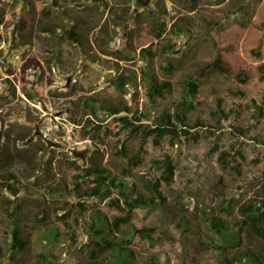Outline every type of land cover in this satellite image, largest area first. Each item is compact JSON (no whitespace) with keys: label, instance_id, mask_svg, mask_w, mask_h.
Segmentation results:
<instances>
[{"label":"rangeland","instance_id":"obj_1","mask_svg":"<svg viewBox=\"0 0 264 264\" xmlns=\"http://www.w3.org/2000/svg\"><path fill=\"white\" fill-rule=\"evenodd\" d=\"M28 1L0 0V182L13 172L27 185L18 194L0 185V264H42V253H53V264H88L100 238L91 216L104 220L121 213L108 203L119 195L113 190L81 198L83 189L70 183L80 175L78 181L91 185L94 176L84 175L86 169L102 165L148 196L141 175L159 173L153 159L164 153L177 165L171 184L162 183L166 202L137 207L131 218L137 227H155V240L139 237L127 225L105 233L115 241L130 238L129 264H222L206 217L218 214L232 225L242 218L240 205L249 198L264 200V144L255 139L264 140V115L257 122L251 118V99L264 97V0H196L194 7L193 0ZM162 20L166 31L159 38ZM74 22L81 45L68 35ZM142 47L152 54L142 55ZM217 55L229 71L200 78L202 102L188 113L191 122L213 123L210 112L222 97L224 109L235 112L214 134L202 130L197 141L182 137L174 143L166 136L157 145L149 139L137 165L118 154L123 143L128 155L139 145L119 121L93 136L94 123L123 113L110 114L109 106L143 111L145 123L163 110L172 113L186 91L183 80ZM119 74L129 76L120 94L112 85ZM244 75L246 82L240 81ZM161 80H170L172 90L152 98L147 85ZM87 118L93 123L84 128ZM234 127L248 130L242 135ZM216 143L219 149L213 150ZM232 145L244 153L238 158L240 174L217 159L220 149ZM68 201L71 229L65 232L60 214ZM9 212L27 240L22 251L11 249ZM243 236L246 247L260 241Z\"/></svg>","mask_w":264,"mask_h":264},{"label":"trees","instance_id":"obj_2","mask_svg":"<svg viewBox=\"0 0 264 264\" xmlns=\"http://www.w3.org/2000/svg\"><path fill=\"white\" fill-rule=\"evenodd\" d=\"M193 2L194 7L196 0H193ZM3 18V10L0 8V23L3 22ZM164 22L165 20H162L161 25L159 26V32L157 33V37L159 38H161L162 34L166 31ZM77 24V22L72 23L68 30V35L73 41L77 42L78 45H81L79 34L76 31ZM21 25L22 29L26 25L23 18L21 19ZM47 30L49 31V29ZM149 48L150 47H142L140 49L141 54L151 55L152 53ZM262 69H264V64L262 65ZM212 71H219L222 73H227L229 71V68L224 64L223 58L220 55H217L213 60L206 62L203 66L199 67L196 74L190 75L187 79L183 80V85L186 87V91L184 92L182 99L177 103L173 112L171 113L167 110H163L154 118L152 123H145L143 121L148 114L137 110L132 112L131 107L128 105L109 106L110 114L123 113L119 116H114L110 122L94 123L93 127H91L94 128V133H92L93 136L99 137L103 129L110 131L113 124L116 121H119L124 128H128L131 136L139 138V145L133 155H128L125 144L123 143L118 149V154L126 156L130 164L137 165L142 161V152H144V146L149 139L157 145L160 144L162 139L166 136L169 137L170 143H174L182 137L188 140L197 141L201 136L202 130L214 134L223 128V125L221 124L222 119H228L230 115L235 112V109H230L228 111L224 109L222 97L216 98V106L210 112L215 122L211 123L200 118H196L191 122L188 119V113L190 110L202 102V96L199 91L200 78ZM240 79V81L246 82L247 76L244 75ZM128 82L129 76L126 74H119L112 80V85L120 94L123 92L124 86ZM147 87L150 96L154 98V96H162L165 92L172 90V82L170 80L155 81L150 86L147 85ZM23 89L26 94L29 95L27 89L25 87H23ZM236 93L239 95L244 94L241 90H236ZM251 105L254 107L251 118L253 122H257L259 117L264 115V97L261 102L251 99ZM92 123L93 121L90 118H87L84 128H87V126H90ZM247 130L248 129L244 127H234V131L242 135H245ZM255 139L264 144L263 139ZM212 149L218 150L219 145L217 143L214 144ZM1 151L2 149L0 150V154ZM238 158L243 159L244 153L243 150L236 145H232L230 149H220L218 151V161L222 164L228 165L240 174L241 167ZM153 163L160 169V172L157 173L156 171L149 170L141 175L144 188L150 192V195L148 196L137 191V184L133 182L130 183L129 181L127 182L126 180H120L119 175H111L110 170L102 165H95L86 169L84 175L94 176L91 185L84 186L83 182L78 181L77 179L80 175L75 176V180L70 183L72 189H83L81 195H79L81 198L85 196L105 197L109 196L113 190H116L119 195L111 197L108 203L119 209L121 213L114 215L112 219H109L104 215V220H102L101 214L95 213L91 216V222L95 234L100 238L94 242L98 251H90V258L92 259L88 264H129L128 259L133 258L134 250L130 246V238L126 237L115 241L108 236V233H105L106 230L110 233H115L122 225H127L131 229V232L138 234L139 237L147 238L151 241L155 240V227H137L131 222L133 211L137 207L158 206L166 202L167 197L162 192V183L167 185L171 184L174 180L177 165L170 153H164L161 158L153 159ZM0 185L6 186L13 194H18L27 187L17 174L13 172H7L5 180L0 182ZM121 197L122 201L120 199ZM4 202L7 203L6 200ZM68 204L69 201L65 202L61 208L63 210L67 209ZM239 211L242 214V218L232 225H230L226 218L218 214H210L205 219L206 225L214 231L215 236L218 238V241L215 242V246L220 251L221 263L223 264L225 261L226 264H235V261H238L241 264H264V200L249 198L247 202L239 206ZM9 214L12 216L14 215L12 212H9ZM69 214L70 211L68 209L60 214V217L64 220L62 226L65 232H69L71 229L70 223L66 220ZM12 223L11 249L22 251L27 240L21 236L20 227L14 216ZM244 232L246 234L255 235L260 239L257 246L252 245L246 247L242 245ZM198 241L202 242V235L198 237ZM99 252L106 254L99 258L97 257ZM1 255L2 248L0 246V256ZM52 256L53 253H42L40 255L42 264H53L54 261Z\"/></svg>","mask_w":264,"mask_h":264}]
</instances>
